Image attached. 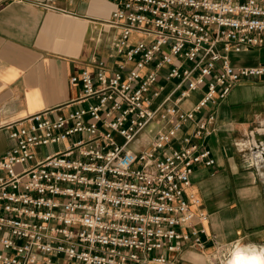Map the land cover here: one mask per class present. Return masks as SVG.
<instances>
[{
  "label": "built area",
  "instance_id": "obj_1",
  "mask_svg": "<svg viewBox=\"0 0 264 264\" xmlns=\"http://www.w3.org/2000/svg\"><path fill=\"white\" fill-rule=\"evenodd\" d=\"M108 1L95 27L112 31L110 49L71 75L80 97L9 126L0 264H182L167 253L206 247L207 214L187 189L215 163L217 105L264 77V62L234 59L264 46V0Z\"/></svg>",
  "mask_w": 264,
  "mask_h": 264
},
{
  "label": "crops",
  "instance_id": "obj_2",
  "mask_svg": "<svg viewBox=\"0 0 264 264\" xmlns=\"http://www.w3.org/2000/svg\"><path fill=\"white\" fill-rule=\"evenodd\" d=\"M113 7L108 0H0V156L13 144L10 125L44 110L65 112L80 97L70 77L94 55L107 56L112 31L95 26ZM234 59L264 62V46ZM216 113L207 138L215 163L198 165L187 189L199 199L192 208L207 214L197 222L206 247L167 254L182 264H235L238 251L264 264V77L235 85Z\"/></svg>",
  "mask_w": 264,
  "mask_h": 264
},
{
  "label": "bare ground",
  "instance_id": "obj_3",
  "mask_svg": "<svg viewBox=\"0 0 264 264\" xmlns=\"http://www.w3.org/2000/svg\"><path fill=\"white\" fill-rule=\"evenodd\" d=\"M235 264H262V260L257 255L244 254L242 252H236L233 256Z\"/></svg>",
  "mask_w": 264,
  "mask_h": 264
},
{
  "label": "rangeland",
  "instance_id": "obj_4",
  "mask_svg": "<svg viewBox=\"0 0 264 264\" xmlns=\"http://www.w3.org/2000/svg\"><path fill=\"white\" fill-rule=\"evenodd\" d=\"M134 37H140V35H138V33H134ZM199 98V95L197 93L193 94L186 102H185V106H191V103H194L197 99ZM73 139L77 138V137H72ZM67 143L66 142H59L57 143L55 146L50 147L48 146L47 148L45 147H41L39 150H41L42 153H45V151L47 152H51L53 149L58 150L61 149L63 146H65Z\"/></svg>",
  "mask_w": 264,
  "mask_h": 264
}]
</instances>
